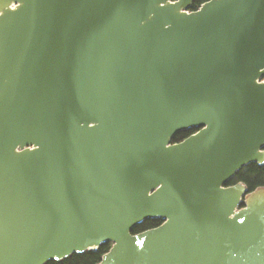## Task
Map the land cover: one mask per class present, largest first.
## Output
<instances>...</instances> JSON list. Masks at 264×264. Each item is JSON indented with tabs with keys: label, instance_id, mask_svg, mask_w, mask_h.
Listing matches in <instances>:
<instances>
[{
	"label": "water",
	"instance_id": "95a60500",
	"mask_svg": "<svg viewBox=\"0 0 264 264\" xmlns=\"http://www.w3.org/2000/svg\"><path fill=\"white\" fill-rule=\"evenodd\" d=\"M193 1L0 0V264H264V0Z\"/></svg>",
	"mask_w": 264,
	"mask_h": 264
},
{
	"label": "trees",
	"instance_id": "16d2710c",
	"mask_svg": "<svg viewBox=\"0 0 264 264\" xmlns=\"http://www.w3.org/2000/svg\"><path fill=\"white\" fill-rule=\"evenodd\" d=\"M198 3V2H197ZM186 132L176 135V139H180ZM187 134V133H186ZM235 178L242 179L249 188L264 184V166H258L256 163H250L242 170L236 173ZM159 224L157 220H145L139 226L133 229V232L142 231L148 228L155 227ZM109 244L100 246L95 251H86L81 254H72L61 261H49L46 264H95L102 254L108 250Z\"/></svg>",
	"mask_w": 264,
	"mask_h": 264
},
{
	"label": "flooded vegetation",
	"instance_id": "af4514ba",
	"mask_svg": "<svg viewBox=\"0 0 264 264\" xmlns=\"http://www.w3.org/2000/svg\"><path fill=\"white\" fill-rule=\"evenodd\" d=\"M207 1H209V0H194L193 2H192V7L189 9V10H196L202 3H204V2H207ZM198 2V3H197ZM199 129H190V130H187V131H182V132H180V133H183V132H186L185 133V135L182 137V138H180V139H176L175 137H176V135L177 134H179V133H177L175 136H174V138L172 139V141H171V143H177V142H180V141H182V140H184L185 138H187L188 136H190L191 134H194L195 132H197ZM263 150H264V147H263ZM252 163H256V162H252ZM250 164V163H249ZM258 166H264V163H262V164H258V163H256ZM248 165V164H247ZM247 165H245V166H247ZM245 166H243V167H241L237 172H239L240 170H242V168H244ZM236 172V173H237ZM236 173L229 179V181L227 182V184L226 185H233V184H236V183H243L246 187H247V191L248 192H250V191H252L253 189H255V188H257V187H259V186H264V184L263 185H259V186H255L254 188H249L248 186H247V184L242 180V179H238V178H235V175H236ZM241 206H242V204H241ZM157 221H159V224L161 223V221L160 220H157ZM143 223V222H142ZM139 226V225H138Z\"/></svg>",
	"mask_w": 264,
	"mask_h": 264
}]
</instances>
